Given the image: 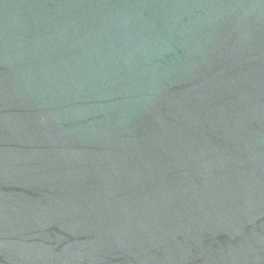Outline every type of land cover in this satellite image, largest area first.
<instances>
[{"label": "water", "instance_id": "95a60500", "mask_svg": "<svg viewBox=\"0 0 264 264\" xmlns=\"http://www.w3.org/2000/svg\"><path fill=\"white\" fill-rule=\"evenodd\" d=\"M0 264H264V0H0Z\"/></svg>", "mask_w": 264, "mask_h": 264}]
</instances>
